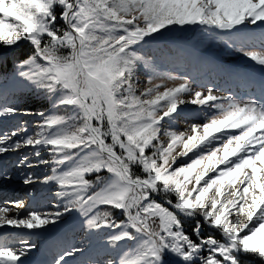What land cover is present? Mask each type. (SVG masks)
<instances>
[{"label":"snow or ice","instance_id":"1","mask_svg":"<svg viewBox=\"0 0 264 264\" xmlns=\"http://www.w3.org/2000/svg\"><path fill=\"white\" fill-rule=\"evenodd\" d=\"M8 121L0 264H264V0H0Z\"/></svg>","mask_w":264,"mask_h":264},{"label":"rangeland","instance_id":"2","mask_svg":"<svg viewBox=\"0 0 264 264\" xmlns=\"http://www.w3.org/2000/svg\"><path fill=\"white\" fill-rule=\"evenodd\" d=\"M218 54L222 55V53H218ZM226 62L227 63H233V61H230V60L226 61ZM236 66L238 68H240L241 70H251L248 68V65L245 64L243 61L238 62L236 64ZM11 122H13V121H11ZM192 122H193V119L191 118V116L188 114H185L179 118L178 127L182 130L185 127L186 123H192ZM196 122H199V121H196ZM0 167H5V168H8L10 171H14L11 168V160L2 161L0 163ZM0 194H1L0 195V197H1L0 204H3V202L5 200H9V199L10 200H16V199H20V198L27 199L25 197L24 188L22 185H20L18 180H14L11 182L0 181ZM30 203H31V209L30 210H40L41 208L46 206L44 202H42V204H41V202H36L34 206H33V202L30 201Z\"/></svg>","mask_w":264,"mask_h":264},{"label":"trees","instance_id":"3","mask_svg":"<svg viewBox=\"0 0 264 264\" xmlns=\"http://www.w3.org/2000/svg\"><path fill=\"white\" fill-rule=\"evenodd\" d=\"M205 55H207L208 53H204ZM218 54V53H217ZM13 58H15V57H13ZM9 68H11V63L9 64ZM142 79H143V77H142ZM25 106H32V107H40L41 106V104L39 103V102H36V103H33V104H31V105H25ZM189 109V110H188ZM187 110H185V113L183 114V115H185V114H188V115H190L191 116V118H192V113H191V109L190 108H188ZM183 115H181L180 117H182ZM12 126H14V122H11V121H8V122H5V123H3L2 124V126L1 127H12ZM41 204H42V202H41ZM68 235H69V237H70V230H69V232L67 233Z\"/></svg>","mask_w":264,"mask_h":264}]
</instances>
